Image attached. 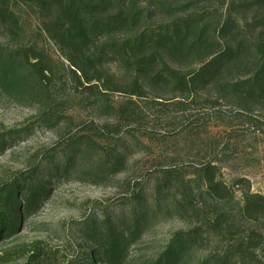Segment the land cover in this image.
I'll return each mask as SVG.
<instances>
[{
  "label": "rangeland",
  "instance_id": "374dc122",
  "mask_svg": "<svg viewBox=\"0 0 264 264\" xmlns=\"http://www.w3.org/2000/svg\"><path fill=\"white\" fill-rule=\"evenodd\" d=\"M102 6L90 25L50 0H0V264L38 248L46 264H93L113 241L122 264L172 250L178 264H264V0ZM196 14L223 46L185 96L123 43ZM118 15L129 19L106 24ZM56 23L73 38L54 39Z\"/></svg>",
  "mask_w": 264,
  "mask_h": 264
},
{
  "label": "trees",
  "instance_id": "16d2710c",
  "mask_svg": "<svg viewBox=\"0 0 264 264\" xmlns=\"http://www.w3.org/2000/svg\"><path fill=\"white\" fill-rule=\"evenodd\" d=\"M50 1L57 4L72 23H89L93 17L92 14L97 9H103V0ZM202 17V14H196L178 21L147 28L137 37L123 43V50L140 69L147 71L151 77H157L167 82L175 91L185 96L199 94L210 65L204 64L199 69L195 67L204 59L216 54L223 46L221 37L216 34V30H211L210 27L202 24ZM128 19V16L118 15L106 18L105 22L108 26L121 27ZM62 29L63 26L58 23L52 27L54 39H61L64 36L73 38L74 33L71 28H68L66 33ZM168 50L174 51L182 59L189 60L185 68H176L167 62L163 52ZM33 52L36 60L34 66L38 69L40 79H42L46 77L49 68L44 64L45 57L42 52L36 50ZM178 61L184 60L178 59ZM133 89V92H129L130 95L139 96L140 84L138 81L134 82ZM207 168L210 169L211 165L208 164ZM254 197L264 199L262 196ZM5 207V203L3 204L0 200V225L7 218ZM101 246L100 250L96 252L98 263L93 261V264H122V253L115 241L109 245ZM178 254L179 251L172 250L170 255L158 258L153 264H178ZM44 256V250L38 248L33 251L26 264H46ZM217 264H223L222 260L217 261Z\"/></svg>",
  "mask_w": 264,
  "mask_h": 264
}]
</instances>
